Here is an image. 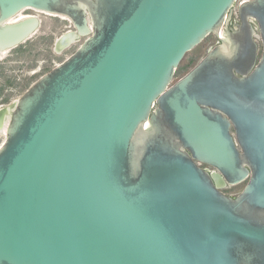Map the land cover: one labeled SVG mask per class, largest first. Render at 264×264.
<instances>
[{
  "label": "water",
  "instance_id": "obj_1",
  "mask_svg": "<svg viewBox=\"0 0 264 264\" xmlns=\"http://www.w3.org/2000/svg\"><path fill=\"white\" fill-rule=\"evenodd\" d=\"M236 2L0 0V51L27 7L84 37L0 107V264H264V0Z\"/></svg>",
  "mask_w": 264,
  "mask_h": 264
},
{
  "label": "rangeland",
  "instance_id": "obj_2",
  "mask_svg": "<svg viewBox=\"0 0 264 264\" xmlns=\"http://www.w3.org/2000/svg\"><path fill=\"white\" fill-rule=\"evenodd\" d=\"M20 13L37 15L40 17L41 23L28 41L16 49L6 51L0 57V87L3 88L0 94V107L19 98L40 76L71 55L84 40L82 37L60 53L54 52L55 38L73 28L71 21L37 12L30 8L24 9ZM216 41V37L210 34L200 44L187 52L178 66L173 82L192 68L206 54L208 49L216 44ZM7 94H9L8 101L4 102L3 98ZM3 140L4 136L0 135V144ZM244 183L223 190L228 194L235 195L242 189Z\"/></svg>",
  "mask_w": 264,
  "mask_h": 264
},
{
  "label": "flooded vegetation",
  "instance_id": "obj_3",
  "mask_svg": "<svg viewBox=\"0 0 264 264\" xmlns=\"http://www.w3.org/2000/svg\"><path fill=\"white\" fill-rule=\"evenodd\" d=\"M244 1H246V0H239V1L237 0L236 6L234 7V10L232 11L230 19L228 20V26L229 27H235L237 23H240V20L238 18V14H237V6L240 3H243ZM249 22H250L251 26L255 29V31L257 33H259V27H258L257 21L254 19H250ZM253 38H254V40L256 42V46H257V61H258L260 58L261 52H262L263 43H262L261 37L256 38V36H253ZM204 166H206V165H204Z\"/></svg>",
  "mask_w": 264,
  "mask_h": 264
},
{
  "label": "bare ground",
  "instance_id": "obj_4",
  "mask_svg": "<svg viewBox=\"0 0 264 264\" xmlns=\"http://www.w3.org/2000/svg\"><path fill=\"white\" fill-rule=\"evenodd\" d=\"M28 8L33 9V10H35V11H37V12H42V13L49 14V15H54V14H51V13H48V12H45V11H41V10H38V9H35V8H31V7H27V8H25V9H28ZM23 10H24V9H23ZM20 12H21V11H20ZM20 12H19L18 14H16L15 16H13V17L10 19V21H16V20H18V19L26 18V17L31 16V15L21 14ZM54 16H57V15H54ZM59 17L64 18V19H68L66 16H60V15H59ZM68 20H69V19H68ZM5 52H6V51H0V57H2V55H3ZM0 135H2V136L5 135V127L3 128V130L0 131Z\"/></svg>",
  "mask_w": 264,
  "mask_h": 264
},
{
  "label": "trees",
  "instance_id": "obj_5",
  "mask_svg": "<svg viewBox=\"0 0 264 264\" xmlns=\"http://www.w3.org/2000/svg\"><path fill=\"white\" fill-rule=\"evenodd\" d=\"M27 41H28V40H27ZM21 45H23V43L20 44L19 46L15 47V49L18 48V47H20ZM2 90H3V88L0 87V94H1ZM8 98H9V94H7V95L3 98V101H4V102H7V101H8Z\"/></svg>",
  "mask_w": 264,
  "mask_h": 264
}]
</instances>
